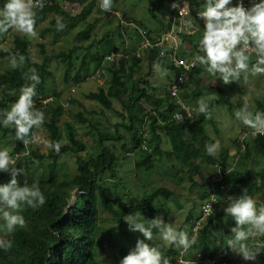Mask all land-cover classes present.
Wrapping results in <instances>:
<instances>
[{
  "label": "trees",
  "instance_id": "trees-1",
  "mask_svg": "<svg viewBox=\"0 0 264 264\" xmlns=\"http://www.w3.org/2000/svg\"><path fill=\"white\" fill-rule=\"evenodd\" d=\"M52 1L54 2L52 5L44 6L43 9H34V11L36 12V26L46 22L49 15L56 16L53 20L55 29L47 30L55 33H59L56 27L58 17L62 18L63 24H66L61 32L75 28L78 23H86L96 3V0H91L90 3H87L88 0H66L72 4L81 3L84 5L79 15L72 16L63 9L58 0ZM7 2L8 0H0V9ZM123 20L127 24L133 22L138 24L139 27L147 29L143 24L125 14L123 15ZM96 22H99V19ZM95 25V23L90 24L87 29H82L77 36V40H88L93 35ZM171 26V22L163 24L160 30L166 31ZM123 27V24H119L118 29L112 36L109 34L105 35L100 41H94L86 47H75L56 56L57 59L66 64L65 83L71 81L74 85L80 87L82 82L86 79H91V76L103 77L107 81V91L101 88L99 92L86 94L85 98L99 103L104 109L109 111L115 110L113 101H118L127 111V116H125L115 110L123 122L127 117L128 124H113L111 125L112 129H107L111 130L110 132H100L97 125L90 122V119H87L82 112L76 114L75 120L77 122L81 124L90 122V128L99 136L98 141H110L108 147H103L102 150L99 149V154L96 157L86 158L81 155L87 151L88 145L78 138V131L74 124L66 122L65 134H63L60 118L64 114V105L60 101V93H55L54 97H52L53 100L49 103L45 105L41 103V101L50 97L47 86L48 81L53 78V73L49 69L51 59L45 54V46L43 44L40 45L44 56L41 63L33 62L30 54L31 40L28 37L16 36L13 48L8 51H1V57L8 60L15 53L24 55L26 57L24 62L27 66L22 69L16 68L6 74L0 73V111L10 110L11 105L19 99L20 88L32 83V81L25 79V74H30L29 70L35 69L40 77V83L37 85V95L33 98L34 109L44 112L45 122L41 129L47 131L50 142L60 143V151L57 152L52 148L50 157L53 161L48 165L45 164L48 155L32 150L30 145H28L30 147L29 155L23 156L26 148L22 142L15 139V128L13 126L8 128L0 126L1 136L11 142L10 156L16 159L19 154L15 165H10V167H17L22 169V172L24 171V181H19L17 177L21 186H23L25 181L29 185L38 181L39 187L46 198L45 204L36 209L27 205L21 206L19 214L24 216L26 225L24 228L17 226L12 233H7L3 237L11 240L12 247L8 251L0 249V264H105L108 253L104 251L105 248H103L102 244V238L106 235L105 230L99 225L102 215L110 216L113 221L117 222L118 226L112 232L120 230L125 225L128 227L125 218L134 213H139L140 219L147 225V220L154 219L158 214L155 201L162 198L163 203L175 196L174 191L162 188L156 189V191L146 196L142 202H138L136 198H131V200H126L125 202L118 199L117 190H119V184L123 182L116 180V182L108 185L106 183V175L111 173V178H117L114 173V165L120 160L121 156L134 158L135 156L133 155H137L139 151L143 152L145 156L135 160L134 165L136 170L144 172L153 171L159 161L166 159L167 163L174 168L173 170L177 171L175 173L172 171V174L176 175L178 171L185 170L188 182L192 186L200 188V198L202 200L210 196L211 189L207 184H198L194 179L195 176L200 174V166L197 164L198 160L210 166L216 164H220L223 167L230 166L227 163L228 159H231L229 150L222 149L218 156H209L207 154L205 146L211 144L212 141L206 127L208 124L214 125L213 119H207L204 114H200L193 122H171L168 119L170 112L175 110V106L167 97L168 90L166 88L162 90L166 97H157L154 94V96L150 95L147 89L140 87L143 82L146 85L150 84L142 76L136 79V75L142 73L143 59L131 57L130 60L123 58L118 60L117 58L114 63L106 61L105 58L113 51L116 54L122 52L121 47L112 44L111 37L117 35L125 45L127 39H131L139 33V30L134 27L127 28L125 31ZM11 31L12 29L8 33ZM149 35L152 36L151 33ZM0 37L1 41H5V34H0ZM189 37L191 36L181 35L184 40ZM111 45L112 47L109 48ZM196 47L199 48V45L197 44ZM80 53L84 54L80 58V65L76 74L73 75L72 72L76 68V61ZM148 59H159L158 53L156 51L151 52L148 55ZM159 61L163 66L171 69L172 72L179 74V70L173 66L164 63L162 60ZM93 66H95L96 70L92 73ZM203 72L204 68L198 64L194 74L191 76L190 86L184 98L198 101L205 92H209L211 95L218 92L221 99L208 101L210 110L219 104L230 107L232 104L220 87H210L202 84L199 76ZM97 79L91 80L96 81ZM152 90H155V88H151ZM126 97L127 99H125ZM68 102L69 104L74 103V97L71 96ZM142 103H149L151 110L145 109ZM232 108L233 106H231V110ZM259 109L264 110L262 102H258V111ZM156 112L157 114H155ZM160 120L161 124L159 123ZM145 124H147L148 139H146L148 150L141 149L145 140L143 135L140 134V130L143 129ZM121 127L130 133V143H127L125 137L121 134ZM36 131L38 129H33V132ZM250 137L245 138L242 142L234 141L235 146L239 149L237 153L238 163L234 168V173L226 178L223 183L217 184L216 187L219 188L221 184L232 185L230 193H235L234 189L241 185L240 189L242 187L248 188L250 196L256 190L262 189V197L264 198V137L259 136L254 141ZM164 138L169 141L171 150L163 149L162 142ZM111 141H118L122 154L117 151L115 145H111ZM241 147L244 148L243 151ZM69 154L76 157L77 173L71 179L59 181L57 178L59 159ZM40 167L44 168L45 172L40 179H35L34 170ZM10 179V173L0 172V184L8 183ZM184 180L182 176L179 182ZM121 188L119 191L122 192L127 189L124 185ZM76 190H79L81 194L71 204L73 192ZM221 200L219 199V202L215 204L217 208L222 206ZM159 210L162 211L163 208L161 207L160 209L159 207ZM222 216L223 214L215 210L210 216L209 222L204 223V227L200 231L199 240L191 247L190 255L192 257H194L198 249L204 255L214 259L224 249V246H217V225H219V219ZM194 219L196 217L191 212L186 222H192ZM155 234H159V229H153V235ZM114 236L110 235V237ZM117 239L116 249L121 248V252L125 253L130 246L136 245L138 239H144V237L141 233L139 235H130L124 232ZM146 242L149 243L148 241ZM149 244L152 245V243ZM227 251L226 249L225 252L227 253ZM227 255L223 256L229 258V254ZM260 256L264 261V251H262Z\"/></svg>",
  "mask_w": 264,
  "mask_h": 264
},
{
  "label": "clouds",
  "instance_id": "clouds-1",
  "mask_svg": "<svg viewBox=\"0 0 264 264\" xmlns=\"http://www.w3.org/2000/svg\"><path fill=\"white\" fill-rule=\"evenodd\" d=\"M232 4L233 0H205L203 10L198 13L199 17L205 22L203 31L201 20L200 31L203 33V36L199 41V48L196 45L186 48V45L183 43L187 39L181 38V35L189 36V34H186L189 32H186L184 28L187 30L191 27L193 28L194 22L192 20L186 21L185 26V23H181L177 19V16L174 19L170 18L165 24L171 22V28L166 31L159 30L157 33L143 29L135 23L140 29L147 32L148 38L154 43L158 37L170 35L169 41H166L163 46H155L151 50V52L156 51L158 53L159 59H148V55L151 52H143L142 57L138 59H143V63L149 64L151 74L154 64H160L163 68H166L159 60L174 67L169 57H162L160 53L164 51L169 55L172 52L170 47L178 45V54L181 57L187 61L195 59L204 68L203 74L207 72L213 77L218 75L225 85L232 83L234 80H239L242 75L244 81L247 83L249 75L255 77L258 74H264V0H260L259 3L253 0L250 8H245L243 0H239L235 6H232ZM44 6V0H8L4 7L0 9V34H6L12 29L27 37H36V12L34 9H43ZM100 7L104 11L113 10L117 12L112 8V0H100ZM100 13L102 14L101 11ZM120 20L122 21L123 19ZM121 24L130 26L125 21ZM56 27L58 31L63 30L64 24L62 23V18H57ZM150 33L152 36L149 35ZM138 34L132 38L133 48L136 47V42L139 40ZM127 41L129 42L130 39H127L125 44ZM253 53L256 58L255 63L250 64L251 54ZM186 56H192V58ZM25 59L24 55L15 53L9 57V62L12 68H16L18 65H22ZM156 68L159 70V65H156ZM29 71L30 74L26 73L25 79L32 81V83L20 88L19 99L11 105L10 110L5 109L0 111V126L4 128L13 126L15 128V139L22 142L25 148L30 144L44 143L47 147L54 148L55 151L59 152V142L44 141L40 135L33 132V129L42 128L45 122V115L43 111L34 109L33 98L37 95L36 89L40 83V77L35 69H30ZM172 74L173 78L170 80L169 87L166 88L168 90L167 97H169L171 84L174 82L176 76L181 74V71L179 70V74L175 72H172ZM192 74H194V71H192ZM191 76L188 78L185 92L181 95L189 104L192 102L185 99L184 96H186L187 89H189ZM148 77L149 74L146 80H148ZM201 80L203 84V79L201 78ZM148 81L150 82V80ZM218 87L222 90L221 84ZM156 96L159 97V94ZM160 97H166V95L162 93ZM48 100L50 102L53 99L49 97L44 101ZM44 101H41L44 105L49 103H44ZM197 104L198 108L191 104L196 109V116L193 121L200 114H204L207 119H211L212 110H210L206 98L201 97L197 101ZM231 104L233 105V103ZM263 111V109H259L258 111L257 104V110L253 115L248 110V105L244 104L236 112L235 119L241 120L245 128H247L244 131L242 141L250 136L253 141L259 136L264 137ZM171 119L172 112H170L168 120L176 122ZM159 123L161 124V120ZM145 126L147 128V124ZM141 134L145 140L141 149L148 150V136L143 134V132ZM164 141L165 138L162 144ZM205 147L209 156H215L220 143L217 141ZM241 149L242 151L244 150L242 147ZM17 158H19V154ZM16 159L10 156L7 149H0V172L10 173L11 175L8 183L0 184V249L5 251L11 249L12 242L3 237L7 233H12L17 226L24 228L26 225L24 216L19 214L21 206L27 205L36 209L43 206L46 202L38 181L33 182L31 185L25 181L23 186H21L17 177L22 173V169L10 167V165H15ZM238 160L237 154L235 162L228 159L227 163L230 166L214 165V173L210 174V178L205 183L210 187L211 194L207 199L203 200L202 207L200 206L199 208V216L192 222L187 223L183 229H179L180 227L174 228L171 223H168L164 215H161L166 208L163 207L161 211L156 204L155 207L158 210V214L154 219L147 220V225L140 219L139 213L128 215L125 218V222L128 224L129 231L141 233L144 239H138L136 245L130 246L125 253H122L121 248L116 249L118 243L117 237H111L108 248L105 249V252L108 253L105 264H264L260 256L262 251H264L263 190H256L250 196L247 189H244V187L240 189L241 185L234 189L235 193H230L232 185L221 184L219 188L216 187L217 184L223 183L226 178L234 173ZM242 189H244L243 194L237 197L238 191ZM219 199H222V206L217 208L215 204L219 202ZM164 203L166 202L164 201L161 206H164ZM224 205L227 206L224 208ZM195 208L196 206L192 207V213L195 211ZM215 210L223 214L222 218L219 219V225H217V246H224V249L214 259L204 255L198 249L194 257H192L190 255L191 247L199 240L200 231L203 229L204 223L209 222L210 216ZM153 229H159V234L155 235H160L163 239L160 246L154 243H152V246L146 242L152 241ZM131 248L133 249L131 250ZM226 249L228 250L227 253L225 252ZM227 254H229V258L223 256Z\"/></svg>",
  "mask_w": 264,
  "mask_h": 264
},
{
  "label": "rangeland",
  "instance_id": "rangeland-1",
  "mask_svg": "<svg viewBox=\"0 0 264 264\" xmlns=\"http://www.w3.org/2000/svg\"><path fill=\"white\" fill-rule=\"evenodd\" d=\"M61 5H64L66 0H58ZM68 2V1H67ZM91 0H88L87 3H90ZM113 9L119 12L120 15L109 14L101 15L100 11L96 7L93 9V12L88 16L86 23H78L75 28L67 29L64 32L58 31L59 33H55L51 31H47L49 29H55V25L53 20L56 16L49 15L46 22L36 26L37 36L34 38H30L31 47L30 54L33 59V62L41 63L44 59L42 55V50L40 45L43 44L45 46V54L47 57L51 59L49 64V69L53 73V78L48 81L47 91L50 97H54L55 93H60L61 95V103L64 107V114L60 118V126L63 134H65V123L71 122L74 124L78 131V138L84 141L88 147L87 151L82 153L83 157H96L99 154V149L102 150L103 147H108L110 141H98L99 136L94 133L93 129L90 128V122L95 123L100 132H110L113 124L117 125L120 123L128 124L127 117L124 122L119 117L118 113L115 110L123 113L127 116V111L124 109L121 103L118 101H113L114 103V111H109L104 109L99 103L89 101L85 98L86 94L92 92H99L100 89H105L107 91V81L103 79V77L98 78L96 81L91 79H86L80 87L76 90V94L72 93V88H76L71 81L69 83H65V69L66 64L62 63L60 59H57L56 56L59 53L67 52L75 47H86L90 43L94 41L102 40L105 35H113L116 29H118L119 24L122 23L120 19H123V15H127L130 18L135 19L140 24H143L145 28L150 30L151 32H157L161 29L163 24L168 22V18L171 16V12L174 10V2L173 0H112ZM78 5V9L75 12H71L72 16L79 15L84 5L81 3H76ZM106 16V17H103ZM120 18V19H119ZM99 19V22L96 20ZM96 24L93 35L88 40L78 41L77 36L82 31V29H87L90 24ZM66 24H64V27ZM130 26H124L123 30L129 28ZM131 30V29H130ZM16 36L27 37L22 33L12 30L10 33L5 34V41H1L0 37V53L1 51H8L14 46V39ZM135 39V38H134ZM111 42L115 46H119L121 48L124 47L121 39L118 38L117 35L115 37H111ZM129 42H132V38ZM185 44L188 47V41H185ZM196 44V41L193 42V46ZM112 47L109 46V48ZM193 49V48H192ZM84 53L79 54V58L76 61V68H74L72 74L75 75L78 67L80 65V58ZM192 55H194L192 53ZM188 58H192V56H186ZM156 65H159V70H157ZM27 64L24 62L22 65H18L19 69L26 67ZM10 65V62L7 58H3L0 55V73H9L14 69ZM95 66L92 67V73L95 71ZM91 74V72H90ZM149 74L148 80H150V84L146 85L144 82L142 83L141 88L147 89L150 95H162V89L169 87L170 80L173 78L172 71L168 68H163L160 64H154L152 66V74L150 73L149 64L146 62L143 65L142 73L136 75V79H139L141 76L144 79H147V75ZM203 84L208 85L210 87H218L219 84L222 85V91L224 95L233 103L234 108L231 110V106L228 108L225 105H215L211 112V119H213V124L207 125V132L211 138L212 143L219 141L220 147L218 148L215 156H218L222 149L229 150V155L231 157V161L235 162L237 153L239 149L235 146L234 141H242L244 137V131L247 130L245 125L241 120L235 119L236 112L243 107L244 104L248 105V110L252 112L254 115L257 110L258 102H262L264 104V74H258L255 77L249 75L247 83L244 81L243 75L239 80H234L232 83L225 85L222 80H220L219 76L213 77L209 73L203 74ZM74 86V87H73ZM190 86V84H189ZM188 86V88H189ZM151 88H155V90L151 91ZM153 95V96H154ZM74 96V103L69 104L68 99ZM202 97L206 98V102L210 100H219V93H215L211 95L209 92H205ZM41 98V97H39ZM127 99V97L125 98ZM191 101L192 105L198 108L197 101L188 99ZM127 102V100H125ZM145 109L151 110L149 103H142ZM239 106V107H237ZM82 112L87 119H90L88 124H81L75 120V116L77 113ZM116 127V126H114ZM245 128V129H244ZM147 128L144 125L143 129L140 130L143 134L147 135ZM121 134L125 137L127 143L131 142L130 133L123 127L120 128ZM218 131V132H217ZM37 135L42 137V140L49 141L48 133L44 129H38L36 131ZM9 139H5L0 134V149H7L11 151L12 146L10 144ZM211 143V144H212ZM111 145H115L117 151L122 154L121 146L118 141H111ZM32 150L39 151L42 154L48 155L45 160V164H50L53 160L51 159V150L44 143L40 144H30ZM163 149L170 150L171 145L169 141L165 138L164 143L162 144ZM30 147H27L23 156H28ZM238 150V151H237ZM26 153V154H25ZM135 157H125L121 156L120 160L114 165V173L116 175V179L111 178V173H107L106 175V183L111 185L112 183L119 181L123 182L119 184V190H121L122 185L126 186L124 192L117 190L118 199H121L123 202L126 200L135 199L138 202H142L146 196L150 195L156 189H167L174 191L175 196L166 203L164 206H161L162 198H159L155 201L157 207H165L164 211L161 215H164L165 220L168 223H171L174 228L183 229L186 225V218L192 210V207L196 206L195 211H193L194 217L199 216V208L202 207L203 200L200 198V188L192 186L188 182V176L184 172L185 170H180L176 175L172 174L177 172L173 170L174 168L167 163V160L159 161L156 168L151 172L138 171L135 169L134 161L138 158L144 157L143 152H138ZM125 157V158H124ZM200 166V174L195 176V181L198 184L207 183L210 178V174L214 173V166H210L201 160L197 162ZM35 171L34 178L40 179L45 172L44 168H38ZM24 172V171H23ZM23 172L18 176L19 181L23 180ZM77 173L76 166V157L73 155H65L59 159L58 162V171L57 178L59 181H64L71 179ZM184 177L183 182H179L180 177ZM120 179V180H118ZM204 188V187H203ZM244 189H248L247 187ZM244 189L238 191V196L243 194ZM131 191V192H130ZM81 192L76 190L73 192V201L71 204L75 202L77 196H79ZM227 205H224L225 208ZM107 217V219H106ZM2 223H4L2 221ZM100 227L105 230V236L102 238L103 248L107 249L109 245V241L111 240L110 235H115L116 237L120 236L122 233L127 232L130 235H139L138 232H130L129 228L125 225L121 227L120 230L112 232L114 228H116L117 222L113 221L110 216L102 215L100 220ZM229 235V234H228ZM228 238V237H227ZM225 238V239H227ZM162 237L160 235H153L152 241H148L149 243L162 245L161 242ZM104 249V251H105Z\"/></svg>",
  "mask_w": 264,
  "mask_h": 264
},
{
  "label": "built area",
  "instance_id": "built-area-1",
  "mask_svg": "<svg viewBox=\"0 0 264 264\" xmlns=\"http://www.w3.org/2000/svg\"><path fill=\"white\" fill-rule=\"evenodd\" d=\"M239 0H233L232 6H235ZM254 2L259 3L260 0H254ZM54 2L52 0H44V5H52ZM245 8H250L252 6L253 0H243ZM63 9L71 14V12H75L76 9H78V5L72 4L70 2H65L64 5H62ZM96 7L99 9L102 13H108V14H114V15H120L118 12H115L113 10L111 11H104L100 7V0H96ZM39 9V8H37ZM74 15V14H72ZM121 16V15H120ZM177 19L182 23L188 21L192 17L190 9L187 5H181L177 8ZM121 18V17H120ZM202 20V19H201ZM124 23V21L122 20ZM131 27H134L139 30V40L136 42L137 45L135 48H133V43L127 42L122 48V52L119 54H116L115 51H113L110 55H108L105 59L108 62H116L117 58L118 60L126 59L130 60L131 57L141 58L143 52L150 53L152 48L155 46H163L166 41H169L170 35H163L161 37H158L156 39V42H152L150 38H148V34L143 29H140L135 23L128 24ZM205 22L202 20V29L204 31ZM172 52L165 53L164 51H161L160 55L162 57L168 56L169 59L172 61V64L174 67L181 71V74L176 76L174 82L171 84L170 91H169V98L170 102L174 104L175 110L172 112V121L176 122H184V121H193L196 116V109L189 103H187L183 98L182 94L185 92L187 85H188V78L192 75V71H194L195 67L197 66V62L195 59L187 61L183 57H181L178 54V45L171 46L170 47ZM131 53V54H130ZM255 54H251L250 62H255ZM100 76L94 75L91 76V79H97ZM203 79V74L199 76ZM79 88V86H76V88L72 89V93H76V90ZM175 92V94H173ZM48 101H44V103H47ZM210 212V209H209Z\"/></svg>",
  "mask_w": 264,
  "mask_h": 264
},
{
  "label": "crops",
  "instance_id": "crops-1",
  "mask_svg": "<svg viewBox=\"0 0 264 264\" xmlns=\"http://www.w3.org/2000/svg\"><path fill=\"white\" fill-rule=\"evenodd\" d=\"M204 1L205 0H173L175 8L171 12V15H170L171 17L170 18L174 19L176 17L177 8L179 6L187 5L189 7L191 15H192V17L190 19H188V20H192V22H194V25H193L194 27L193 28L192 27L189 28V30H187L186 28L183 27L184 30L186 32H189V33H186L184 31L183 32L186 33V34H189V36L190 35L192 36V37L187 38L186 41H188V47L186 46V48H190L194 41H196V45L197 44L199 45V41H200V39L203 36V33L200 31L201 18L199 17L198 13H199V11L203 10V5H204L203 2ZM102 14L103 15H107V13L106 14L102 13ZM170 18H168V21H169ZM177 22H179V21H177ZM184 23H185V26H186V22H184Z\"/></svg>",
  "mask_w": 264,
  "mask_h": 264
}]
</instances>
